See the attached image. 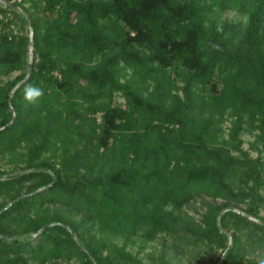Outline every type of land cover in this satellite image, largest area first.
<instances>
[{
  "label": "trees",
  "instance_id": "16d2710c",
  "mask_svg": "<svg viewBox=\"0 0 264 264\" xmlns=\"http://www.w3.org/2000/svg\"><path fill=\"white\" fill-rule=\"evenodd\" d=\"M238 1L0 3V76L19 71L0 82V151L26 148L20 170L0 168V195L30 181L0 202V264L73 256L78 264H151L111 240V232L139 228L146 238L178 233L219 246L218 264H264L245 257L249 244L264 243V162L254 163L237 138L244 123L254 124L264 149V0L242 6V29L213 16ZM7 10L22 30L32 28L29 71L28 33L10 30ZM126 66L132 72L121 80ZM171 68L183 75L181 95L163 82ZM139 76L153 81L149 93ZM29 86L43 89L31 104ZM196 86L212 113L228 109L234 118L231 141H217L209 120L192 126ZM116 92L124 105L113 102ZM204 196L222 201L209 204L199 223L176 212Z\"/></svg>",
  "mask_w": 264,
  "mask_h": 264
},
{
  "label": "rangeland",
  "instance_id": "374dc122",
  "mask_svg": "<svg viewBox=\"0 0 264 264\" xmlns=\"http://www.w3.org/2000/svg\"><path fill=\"white\" fill-rule=\"evenodd\" d=\"M15 0H0V3L3 7H6L9 2H14ZM221 1V0H217ZM251 3L252 0H244L243 2L238 1L234 6L225 7L224 9L215 11V18L217 20H222L224 18L236 22L239 29H242L247 21V8L242 6L245 3ZM29 4V0H25V5ZM15 9L21 11L25 16L27 13L22 10L19 5L15 6ZM10 10H7L6 15L3 17L5 20L9 19L10 21V30L13 33H20L24 31L28 33L29 36V49H28V61H33V32L32 28L28 26V30L21 27V22L18 16L13 15ZM2 15L0 14V17ZM209 21L208 18L205 19ZM236 37H240L239 35ZM28 63V62H27ZM31 66V64H30ZM30 69V67H29ZM132 72V68L129 66L125 67L124 75H121V80L129 77ZM19 71H13L7 75L0 76V82L13 78ZM139 89L142 93L147 94L153 88V81L150 79H145L141 76L137 77ZM163 82L168 86L171 92H175L179 95L182 94L181 86L184 83L183 75L179 68H171L168 70V74L163 76ZM197 93V100L199 105L197 106L191 123L192 126H198V124L203 120L211 121V128L215 134L214 138L217 141L230 140V130L233 124L234 118L229 114L228 109H224L218 113H212L213 106L210 102V99L205 91H203L198 86L194 87ZM114 103H120L124 105V97L120 92H116V95L113 100ZM102 112L97 111L94 113V116L98 121L101 120ZM246 127H243L242 130L238 133L237 138L242 140V147L248 153V157L256 163V157L261 156L262 161L264 162V149L261 144V139H258L259 129L254 126V124L244 123ZM24 144V142H22ZM75 139L69 143V150L74 151L77 147ZM26 148L24 146L17 147L15 149H5L0 151V168L2 169H14L20 170L24 166V156ZM60 150L58 149V152ZM237 151H234L236 153ZM49 154L50 152H45ZM54 160H57V156L51 157ZM257 166L260 165L257 163ZM241 170V169H240ZM262 181L259 183V191L264 195V169L261 168ZM236 181V180H235ZM30 181H25L20 187L15 186L10 188L5 194L0 195V202L2 200L8 201L11 199V196L17 192L23 194L26 192V185ZM249 183H252L249 180ZM238 187L239 185L236 184ZM222 201L221 198H212L208 196L197 197L195 199H190L187 203L183 204L180 208L176 209V212L183 217L184 219L190 220L192 223H199L204 212L207 211L209 204H215ZM54 205V204H52ZM169 207H172L173 204H169ZM239 207H244L245 203L237 204ZM34 213V208L29 211V214ZM259 214L264 217V205L260 207ZM183 223V221H181ZM97 230V228H96ZM246 230L243 231V237L251 236L246 234ZM111 240L116 246L124 245L127 250H130L132 253L136 254L145 263L151 264H212L213 262L219 263V252L222 248L216 245L212 247L207 246L206 244H195L192 242H185L175 236H180L178 233H167L161 232L154 235L151 238H146L142 228H139L136 232L130 233V236H123L121 233L111 232ZM246 239H249L247 237ZM230 242V240H229ZM251 245V246H249ZM245 257L253 258L255 260L261 261L264 263V243L261 244H249ZM114 252V251H113ZM78 259L73 256L71 258L59 257L52 261L41 262L37 259H29V264H78Z\"/></svg>",
  "mask_w": 264,
  "mask_h": 264
},
{
  "label": "clouds",
  "instance_id": "9594fccd",
  "mask_svg": "<svg viewBox=\"0 0 264 264\" xmlns=\"http://www.w3.org/2000/svg\"><path fill=\"white\" fill-rule=\"evenodd\" d=\"M43 96V89L34 86H29L24 93V98L28 103H35Z\"/></svg>",
  "mask_w": 264,
  "mask_h": 264
},
{
  "label": "water",
  "instance_id": "95a60500",
  "mask_svg": "<svg viewBox=\"0 0 264 264\" xmlns=\"http://www.w3.org/2000/svg\"><path fill=\"white\" fill-rule=\"evenodd\" d=\"M27 22L29 23L28 19H27ZM30 64H31V60H29L27 63V71H29Z\"/></svg>",
  "mask_w": 264,
  "mask_h": 264
}]
</instances>
